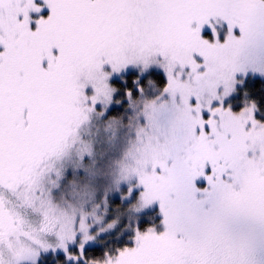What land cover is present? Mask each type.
<instances>
[{
    "label": "snow or ice",
    "instance_id": "6c2138e0",
    "mask_svg": "<svg viewBox=\"0 0 264 264\" xmlns=\"http://www.w3.org/2000/svg\"><path fill=\"white\" fill-rule=\"evenodd\" d=\"M0 264H264V0H0Z\"/></svg>",
    "mask_w": 264,
    "mask_h": 264
}]
</instances>
